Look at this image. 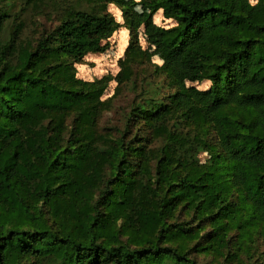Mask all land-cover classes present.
<instances>
[{"label": "trees", "instance_id": "obj_1", "mask_svg": "<svg viewBox=\"0 0 264 264\" xmlns=\"http://www.w3.org/2000/svg\"><path fill=\"white\" fill-rule=\"evenodd\" d=\"M110 3L167 92L135 43L111 97L78 76ZM0 264H264V0H0Z\"/></svg>", "mask_w": 264, "mask_h": 264}, {"label": "rangeland", "instance_id": "obj_2", "mask_svg": "<svg viewBox=\"0 0 264 264\" xmlns=\"http://www.w3.org/2000/svg\"><path fill=\"white\" fill-rule=\"evenodd\" d=\"M140 1V0H135ZM255 2V0H251ZM137 9L141 11V7L137 6ZM107 12L112 13L119 22H121L122 26L120 29L110 38L109 40V49L105 52L100 53H91L88 54L84 61L77 65L78 76L82 79L93 81L96 79L103 78L104 76H111L114 78L111 80L109 87L107 88L104 98L111 97L115 91L119 83L116 80V77L121 71V60H123L126 56V52L131 43H135L137 46L142 47L145 50H149L150 52H154V55L150 61H145L140 65V68L144 67V73L141 74L140 78L142 83L150 88L152 94L155 93L157 88H160L162 92H167L169 87L165 80V74L158 72L157 64L162 65L164 63L160 54H158L154 47L151 46L148 37L145 33L144 27H141L138 30L136 36L131 34L130 27L125 23V7L116 3H110L106 9ZM39 20L41 22H45V18L40 17ZM47 23H50L46 21ZM155 22L158 25L170 26L173 25L174 22L172 20L166 19L163 16L162 12H158L155 15ZM136 69H139V66H136ZM190 85L196 86L201 90H206L210 86V82L203 83H189ZM140 86V82H139ZM137 94L134 92L133 87L130 84L125 85L123 90L114 98L112 111H110L107 116L110 119H114L118 122L123 120L122 111L127 109L131 102L135 99ZM200 157L202 160H206L209 156L207 152L203 149L200 152Z\"/></svg>", "mask_w": 264, "mask_h": 264}]
</instances>
